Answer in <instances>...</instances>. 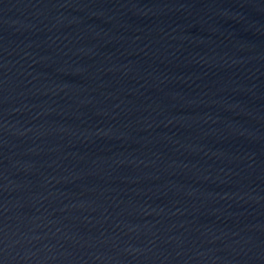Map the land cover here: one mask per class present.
<instances>
[{
	"label": "water",
	"instance_id": "water-1",
	"mask_svg": "<svg viewBox=\"0 0 264 264\" xmlns=\"http://www.w3.org/2000/svg\"><path fill=\"white\" fill-rule=\"evenodd\" d=\"M0 264H264V0H0Z\"/></svg>",
	"mask_w": 264,
	"mask_h": 264
}]
</instances>
